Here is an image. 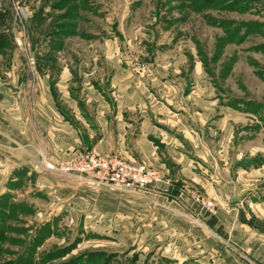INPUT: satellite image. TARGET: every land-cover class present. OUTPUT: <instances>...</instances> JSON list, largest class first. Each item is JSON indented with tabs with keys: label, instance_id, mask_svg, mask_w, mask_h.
<instances>
[{
	"label": "rangeland",
	"instance_id": "374dc122",
	"mask_svg": "<svg viewBox=\"0 0 264 264\" xmlns=\"http://www.w3.org/2000/svg\"><path fill=\"white\" fill-rule=\"evenodd\" d=\"M0 14V86L12 70L30 85L24 105L43 155L40 165L8 164L20 145L0 140V264H263L204 218L224 205L264 217V0H0ZM114 55L138 77L136 100L165 104L181 125L173 143L202 186L161 143L171 173L157 169L161 181L143 191L45 169L75 156H47L32 111L39 77L51 74L66 113L63 95L116 103ZM163 182L169 188L156 189Z\"/></svg>",
	"mask_w": 264,
	"mask_h": 264
},
{
	"label": "crops",
	"instance_id": "0c3cea01",
	"mask_svg": "<svg viewBox=\"0 0 264 264\" xmlns=\"http://www.w3.org/2000/svg\"><path fill=\"white\" fill-rule=\"evenodd\" d=\"M106 62L114 70L112 79L114 94L121 98L116 103L100 100L94 101L95 103L92 105H89L91 101L80 104L68 92L60 89L63 94H69L68 96H60L61 101L66 99V110L69 112L66 113L64 103H59L54 96V91L50 85L51 74H43L39 77L38 86L34 89L38 98L32 111L35 124L39 126L42 132L41 140H46L51 147L47 156L50 159H59L76 156L74 153L81 151H90L101 155H116L130 161L143 162L150 167L160 169L162 173L165 170L170 174L171 167L163 162L160 163L162 153H160L157 144L161 143L165 146L164 151L169 158L181 165V172L188 176L186 178L190 184L202 186L204 183L198 181L200 179L196 177L197 173L194 172L198 169L193 165L194 161L188 157V152L173 143V141L180 143V140L171 135L175 129V122L170 110L163 103H146L136 100L135 94L141 90L138 85V77L134 74V70L123 63L124 60L120 56H107ZM8 75L11 78L10 82L0 86V140L4 138L8 144L17 141L20 146L16 148L19 153L15 150H6L8 151L6 162L8 164L32 163L40 165L43 155L37 149L39 139L37 140L32 136L29 128L32 120L31 111L24 105L28 103V94L31 92L30 85L25 86L24 82L20 83L14 70ZM56 91H58L57 88ZM174 91L173 94L175 95L176 92ZM94 92L100 95L98 90H94ZM174 95L170 96L174 98ZM67 98L70 101H67ZM152 118L157 119V121L152 123ZM178 121L180 122V120ZM112 126H114V130ZM138 126H140L139 131H137ZM178 126L180 128L181 125ZM18 127L22 129L21 132L18 131ZM189 127L192 129V126ZM194 127L201 132L198 125ZM112 132H116L114 134L117 138H113ZM6 133H14V135ZM200 153L198 151L197 158L211 156L209 159L212 163L214 162L212 169L221 168L218 165L220 157L209 155V153H206L205 156L202 152ZM163 188L168 189L169 187L164 182L156 187V189ZM150 196H155V194L150 193ZM156 196L158 197V195ZM251 210L257 219L264 222V217L256 215L255 211ZM207 214L217 219L218 226H222L224 233L229 234L231 239L237 237L241 248L248 249L257 260L264 264V233L241 222L240 210L231 209L224 205L218 209L216 214ZM204 219L208 221L209 217L205 216ZM233 227L236 228L233 229Z\"/></svg>",
	"mask_w": 264,
	"mask_h": 264
},
{
	"label": "built area",
	"instance_id": "2783aa9c",
	"mask_svg": "<svg viewBox=\"0 0 264 264\" xmlns=\"http://www.w3.org/2000/svg\"><path fill=\"white\" fill-rule=\"evenodd\" d=\"M30 64L35 69L33 58ZM44 167L48 171L78 175L92 183L124 191H143L162 179V174L146 163L95 152H82L59 163L46 162Z\"/></svg>",
	"mask_w": 264,
	"mask_h": 264
},
{
	"label": "trees",
	"instance_id": "16d2710c",
	"mask_svg": "<svg viewBox=\"0 0 264 264\" xmlns=\"http://www.w3.org/2000/svg\"><path fill=\"white\" fill-rule=\"evenodd\" d=\"M4 18H5V15L0 14V19H4ZM0 38H1V40H5L6 39V35H1ZM47 62H49V61H47ZM206 216L209 217L208 221H206V223L208 224V226L211 227L212 229H215L218 233L224 234V231H223L222 226H218L217 219L214 216H211L209 214H207ZM240 220H241V222H243L245 224H249V225L255 227L260 232L264 233V222L263 221H260L255 216H253L250 220H247L245 218L243 212L241 211L240 212Z\"/></svg>",
	"mask_w": 264,
	"mask_h": 264
}]
</instances>
